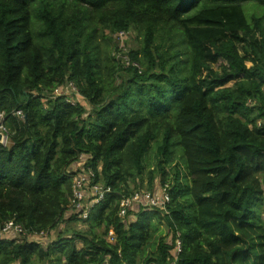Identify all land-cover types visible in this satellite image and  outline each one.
<instances>
[{
  "label": "trees",
  "instance_id": "trees-1",
  "mask_svg": "<svg viewBox=\"0 0 264 264\" xmlns=\"http://www.w3.org/2000/svg\"><path fill=\"white\" fill-rule=\"evenodd\" d=\"M121 33L128 65L101 52ZM0 114V226L29 235L0 264H264V0H0ZM80 162L110 189L87 219ZM156 181L165 211L118 216Z\"/></svg>",
  "mask_w": 264,
  "mask_h": 264
},
{
  "label": "built area",
  "instance_id": "built-area-1",
  "mask_svg": "<svg viewBox=\"0 0 264 264\" xmlns=\"http://www.w3.org/2000/svg\"><path fill=\"white\" fill-rule=\"evenodd\" d=\"M125 35L126 34L124 33L119 34V40H123V36ZM119 58H121L128 65L129 61L125 56H121ZM69 89L72 90V93L78 95V91L73 84H69ZM14 115L19 118H23V113L21 111H16ZM3 120L4 117L2 114H0V131L7 135L8 132L3 126ZM81 165L82 162L77 164L76 169L78 173L73 176V195L71 197V202L73 203V207L75 209H83L82 217L87 219L89 217L90 210H92V208L100 204L105 199V196L110 189L104 188L99 184H93L92 178L94 177V173L92 170H86L85 168L81 167ZM168 203H170V195L168 191V185H165L163 188H156L154 193H136L133 197L122 200L120 203L118 216L120 218H125L128 208H131L132 206L137 208L141 206L144 208V210L157 208L159 210L165 211ZM21 236L29 237V235H26L23 226L17 224L13 220H10L4 223L3 226H0V238L15 239ZM107 239L110 242L115 241L113 230L109 232Z\"/></svg>",
  "mask_w": 264,
  "mask_h": 264
},
{
  "label": "rangeland",
  "instance_id": "rangeland-1",
  "mask_svg": "<svg viewBox=\"0 0 264 264\" xmlns=\"http://www.w3.org/2000/svg\"><path fill=\"white\" fill-rule=\"evenodd\" d=\"M199 8L201 10L206 9L207 7L204 6L203 4H201L199 6ZM200 9H198L197 11L194 10L189 16H193L198 14V12H200ZM136 35L135 33H130L128 35L123 36V40L122 39H114L113 43L111 42H107V41H103L102 39L100 40V46H101V52H110L111 53V57H115V58H119L121 57V54L124 52H128V50H131V48H135L137 47V41L135 39ZM116 38V37H115ZM116 40H118L119 45L117 44L118 49H115L114 44L116 43ZM126 42V44H125ZM119 51V52H118ZM103 55H105V53H103ZM113 63V62H112ZM213 68L215 70H218V65H214ZM78 91V90H77ZM56 95H64L67 94L70 97L75 98V95H72V90L69 89V86L66 85V87L64 89L60 88L58 89L56 92ZM75 94V93H74ZM72 102V101H71ZM24 118V117H23ZM21 118V119H23ZM154 166L153 168H155V162L153 163ZM170 179L173 182V177H174V172L171 169L170 170ZM159 181H156L155 187L156 188H160L161 186L159 185ZM135 210H137V207H134ZM68 226V225H67ZM73 227H77L79 229H87L88 227L83 223V222H79L76 224H73ZM63 229H65V227H62L59 230H55L53 231L51 234H48V236H43V237H39V236H32L30 237L31 241H37L40 242L44 248H47L49 246V244L52 243V241H54L56 239V236L58 235V232H61ZM162 237H166V239L168 241H171V237H168V232L167 230H165V228H161V230L159 232H157L153 238L150 240V242L147 245V252L148 251H155L158 247L159 241L161 240Z\"/></svg>",
  "mask_w": 264,
  "mask_h": 264
},
{
  "label": "water",
  "instance_id": "water-1",
  "mask_svg": "<svg viewBox=\"0 0 264 264\" xmlns=\"http://www.w3.org/2000/svg\"><path fill=\"white\" fill-rule=\"evenodd\" d=\"M0 124H1V121H0ZM5 140H7L6 134L0 131V144L4 145Z\"/></svg>",
  "mask_w": 264,
  "mask_h": 264
},
{
  "label": "clouds",
  "instance_id": "clouds-1",
  "mask_svg": "<svg viewBox=\"0 0 264 264\" xmlns=\"http://www.w3.org/2000/svg\"><path fill=\"white\" fill-rule=\"evenodd\" d=\"M7 136V135H6ZM7 143H8V136H7V140H6V143L4 144V145H7Z\"/></svg>",
  "mask_w": 264,
  "mask_h": 264
},
{
  "label": "bare ground",
  "instance_id": "bare-ground-1",
  "mask_svg": "<svg viewBox=\"0 0 264 264\" xmlns=\"http://www.w3.org/2000/svg\"><path fill=\"white\" fill-rule=\"evenodd\" d=\"M6 143V140H5V142H4V144Z\"/></svg>",
  "mask_w": 264,
  "mask_h": 264
}]
</instances>
